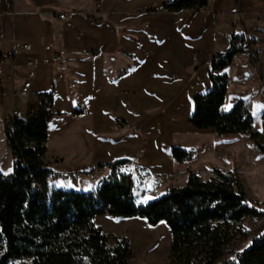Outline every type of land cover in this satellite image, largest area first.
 Wrapping results in <instances>:
<instances>
[{
    "label": "crops",
    "instance_id": "0c3cea01",
    "mask_svg": "<svg viewBox=\"0 0 264 264\" xmlns=\"http://www.w3.org/2000/svg\"><path fill=\"white\" fill-rule=\"evenodd\" d=\"M92 1L0 0V121L7 125L14 111L27 117L38 95L52 93L55 115L45 162L67 176L53 185L70 191L95 192L108 174L100 166L117 161L131 163L139 205L186 185L191 173L203 180L215 171L233 173L236 150L229 143L253 140L220 135L216 145L207 144L203 135L218 136L197 129L191 119L195 97L212 89L210 60L229 49L232 35L249 33L250 49H259L251 34L264 31V25L257 26L264 23V0H209L206 9L177 13L164 9L173 0H102V9L91 14ZM253 58L239 54L234 63L245 67ZM29 71L32 87L23 92ZM238 72L237 92L243 97L233 106L249 92L241 79L248 72ZM175 147L193 151V159L176 161ZM13 168L2 174L11 175ZM70 178L69 185L62 184ZM254 221L259 218L244 221L248 238L235 248L264 234L253 235ZM94 223L112 245L114 237L128 239L130 264H171L172 231L166 222L101 215Z\"/></svg>",
    "mask_w": 264,
    "mask_h": 264
},
{
    "label": "trees",
    "instance_id": "16d2710c",
    "mask_svg": "<svg viewBox=\"0 0 264 264\" xmlns=\"http://www.w3.org/2000/svg\"><path fill=\"white\" fill-rule=\"evenodd\" d=\"M209 0H173L165 11L206 9ZM248 34H233L230 47L211 60L212 89L195 97L191 124L218 135H248L264 156L262 132L254 131V116L244 100L224 109L230 85L226 71L239 54H249ZM52 93L38 95V105L27 117L10 118L7 142L14 157L13 173H0V264H130L132 250L126 237L114 244L94 223L96 216L146 218L152 225L166 222L172 231L171 264H264V234L243 250L235 243L248 238L246 219L263 215L246 196L234 173L215 171L203 180L189 174L187 184L139 205L135 176L129 161L101 165L108 174L91 193L47 184L48 126L54 117ZM180 163L194 152L175 147Z\"/></svg>",
    "mask_w": 264,
    "mask_h": 264
},
{
    "label": "rangeland",
    "instance_id": "374dc122",
    "mask_svg": "<svg viewBox=\"0 0 264 264\" xmlns=\"http://www.w3.org/2000/svg\"><path fill=\"white\" fill-rule=\"evenodd\" d=\"M101 9L102 7L93 14H97ZM263 25L264 23L261 22L257 26ZM251 35L259 41V49H250L249 52L250 55L254 56L253 59L255 61L247 60L245 67H242L236 61L229 68V74H232V81L229 85L225 106L231 108L238 99L243 97L241 96L242 93L237 92V83L240 81L238 76L240 73L238 71L243 68V71L246 70L249 74V76L243 75L241 78L245 86L249 89V92L247 91L246 96H244V101L250 110L252 107V114L255 119L254 131L262 132V115L264 113V65L261 62V55L264 48V31L258 32L256 30ZM250 94L254 96L249 98ZM6 130L7 125L0 121V173H9L13 168V154L7 142ZM212 134L218 136V138L212 135H203L202 140L207 144L216 145L222 136ZM229 148L236 150L237 168L233 173L241 181L249 202L264 213V156L260 154L256 144L250 139H244L238 142L233 141L229 143ZM231 154L234 155L235 153L232 152ZM211 157L214 160L216 159L215 156ZM70 181H72L71 178L67 182H62V184L69 185ZM258 218L259 221H254L252 227L254 231L253 235H258L259 232L264 230V214ZM250 241L249 239L248 243ZM248 243L247 241L246 243L242 242L236 250H242Z\"/></svg>",
    "mask_w": 264,
    "mask_h": 264
},
{
    "label": "built area",
    "instance_id": "2783aa9c",
    "mask_svg": "<svg viewBox=\"0 0 264 264\" xmlns=\"http://www.w3.org/2000/svg\"><path fill=\"white\" fill-rule=\"evenodd\" d=\"M102 7V0H93L92 1V7H91V11L90 13L93 14L95 13L97 10H99L100 8ZM66 17L65 14H61L59 16L60 19H64ZM24 48L25 49H29L30 46L29 45H24ZM60 57L59 56H54L53 57V61L54 62H58L60 61ZM30 65L34 66V63L33 62H30ZM33 78H34V75H33V72L32 71H29L27 73V76L25 78V82H24V86L22 88L23 92H28V90L31 89L32 87V83H33ZM14 117H20L18 112L14 111L11 118H14ZM9 123H10V120L8 121L7 123V126H9ZM132 167L135 171H140L141 170V166L137 163H133L132 164ZM97 173L102 176L104 174V169H99L97 171ZM173 175H168L167 178H172ZM67 179V176L63 175V174H58V173H52L50 174V176H48L47 178V184L49 186L53 185L57 180H66ZM93 194V192H92Z\"/></svg>",
    "mask_w": 264,
    "mask_h": 264
}]
</instances>
